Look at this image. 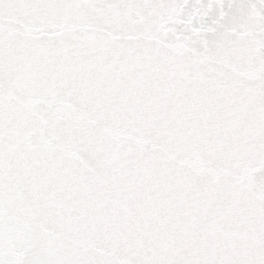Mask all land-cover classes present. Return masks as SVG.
Listing matches in <instances>:
<instances>
[{"label":"snow or ice","instance_id":"snow-or-ice-1","mask_svg":"<svg viewBox=\"0 0 264 264\" xmlns=\"http://www.w3.org/2000/svg\"><path fill=\"white\" fill-rule=\"evenodd\" d=\"M0 264H264V0H0Z\"/></svg>","mask_w":264,"mask_h":264}]
</instances>
